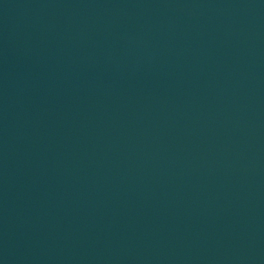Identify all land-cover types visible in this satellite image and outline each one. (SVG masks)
<instances>
[{
  "label": "water",
  "instance_id": "obj_1",
  "mask_svg": "<svg viewBox=\"0 0 264 264\" xmlns=\"http://www.w3.org/2000/svg\"><path fill=\"white\" fill-rule=\"evenodd\" d=\"M0 264H264V0H0Z\"/></svg>",
  "mask_w": 264,
  "mask_h": 264
}]
</instances>
